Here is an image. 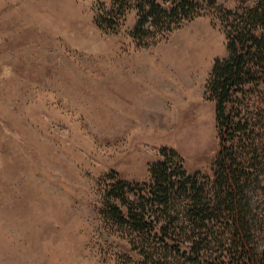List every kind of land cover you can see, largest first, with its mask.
I'll return each instance as SVG.
<instances>
[{"label":"rangeland","instance_id":"rangeland-1","mask_svg":"<svg viewBox=\"0 0 264 264\" xmlns=\"http://www.w3.org/2000/svg\"><path fill=\"white\" fill-rule=\"evenodd\" d=\"M244 1L217 0L227 10ZM137 6L0 0V264H142L143 241L110 209L120 183L129 203L145 199L163 150L210 186L220 147L205 93L228 55L226 32L205 8L170 34L139 40ZM111 13L114 26H102ZM256 93L264 111V90ZM251 202L264 227V194ZM189 208L180 200L169 215L182 225ZM215 230L228 244L223 226ZM252 245L264 254V228L252 229Z\"/></svg>","mask_w":264,"mask_h":264},{"label":"trees","instance_id":"trees-1","mask_svg":"<svg viewBox=\"0 0 264 264\" xmlns=\"http://www.w3.org/2000/svg\"><path fill=\"white\" fill-rule=\"evenodd\" d=\"M162 1L169 6L138 0L135 38L170 34L205 8L214 11L226 32L228 55L215 61L205 93L215 103L220 151L206 186L200 174H186L177 153L163 150V159L151 167L145 203H129L123 195L129 185L120 183L119 204L110 210L143 241L142 264H264V254L252 245V229L264 227L257 225L251 202L255 194H264L258 187L264 178V111L256 93L264 90V0L244 1L235 10L220 7L217 0ZM111 16L101 25L114 26ZM185 199L190 208L181 225L169 212ZM218 224L228 232V244L215 230ZM183 243H189L188 251Z\"/></svg>","mask_w":264,"mask_h":264},{"label":"crops","instance_id":"crops-1","mask_svg":"<svg viewBox=\"0 0 264 264\" xmlns=\"http://www.w3.org/2000/svg\"><path fill=\"white\" fill-rule=\"evenodd\" d=\"M132 86V85H131ZM132 91H133V94H134V92L135 93H138V86H132ZM154 101H156V105H152L153 103H154ZM148 104L150 105V106H157L158 107V105H159V103H158V101L157 100H155V99H153L152 101H149L148 102Z\"/></svg>","mask_w":264,"mask_h":264}]
</instances>
